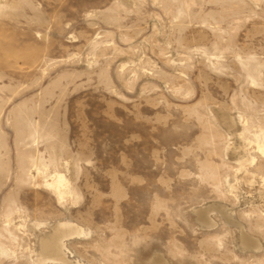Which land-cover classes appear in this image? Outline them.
<instances>
[{
  "label": "rangeland",
  "instance_id": "obj_1",
  "mask_svg": "<svg viewBox=\"0 0 264 264\" xmlns=\"http://www.w3.org/2000/svg\"><path fill=\"white\" fill-rule=\"evenodd\" d=\"M258 141L264 0H0V264H264Z\"/></svg>",
  "mask_w": 264,
  "mask_h": 264
},
{
  "label": "bare ground",
  "instance_id": "obj_2",
  "mask_svg": "<svg viewBox=\"0 0 264 264\" xmlns=\"http://www.w3.org/2000/svg\"><path fill=\"white\" fill-rule=\"evenodd\" d=\"M224 122L230 126V123L228 120ZM253 142V141H252ZM255 143V142H254ZM252 144V143H251ZM264 143L256 142V147L258 151L263 153V147ZM253 157L249 159V164L252 162ZM246 164V163H245ZM244 163H241L240 170L243 169V180H248L251 177H254L250 171L246 170ZM248 164V166H249ZM263 177V176H262ZM65 178L63 175L58 174L57 179L52 180L51 182L45 181L46 185L49 186L53 190V193L57 197L58 200H61L63 196H65V190H67V187L65 185ZM257 181V180H256ZM263 181V180H261ZM252 184V183H250ZM235 187V186H234ZM209 210H202L200 211L198 215V219L201 221V223L205 226H211L214 225L213 221L209 218ZM221 214L223 212L221 211ZM35 226H39V223L34 224ZM24 226V225H23ZM52 231L49 233H41V235L38 237V249L36 252V260L37 264H47V263H58L62 262L65 264H80L78 261H72L68 259V248L66 245V239L68 237H71L72 235H79L83 232L81 228L78 226L68 222V221H58L55 224L51 226ZM240 246L242 249H258L260 248V243L254 238H251L249 234L244 232L242 229L240 231Z\"/></svg>",
  "mask_w": 264,
  "mask_h": 264
}]
</instances>
